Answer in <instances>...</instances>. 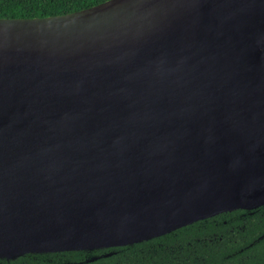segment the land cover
Listing matches in <instances>:
<instances>
[{
    "label": "water",
    "instance_id": "1",
    "mask_svg": "<svg viewBox=\"0 0 264 264\" xmlns=\"http://www.w3.org/2000/svg\"><path fill=\"white\" fill-rule=\"evenodd\" d=\"M262 206L264 0L0 18V260Z\"/></svg>",
    "mask_w": 264,
    "mask_h": 264
},
{
    "label": "trees",
    "instance_id": "2",
    "mask_svg": "<svg viewBox=\"0 0 264 264\" xmlns=\"http://www.w3.org/2000/svg\"><path fill=\"white\" fill-rule=\"evenodd\" d=\"M106 1L0 0V18H45ZM263 235L264 206L223 213L128 247L30 254L0 264H264Z\"/></svg>",
    "mask_w": 264,
    "mask_h": 264
}]
</instances>
